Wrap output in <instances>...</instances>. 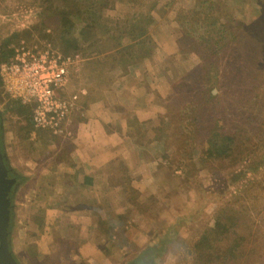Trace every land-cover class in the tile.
Masks as SVG:
<instances>
[{"label":"rangeland","instance_id":"obj_1","mask_svg":"<svg viewBox=\"0 0 264 264\" xmlns=\"http://www.w3.org/2000/svg\"><path fill=\"white\" fill-rule=\"evenodd\" d=\"M43 1L0 0V47L11 51L25 41L79 55L62 92L79 94L69 131L75 120L91 117L82 90L109 85L125 102L113 106L126 119L114 127L126 126L123 144L134 152L120 166L123 194L115 197L123 207L116 212L108 203V213L121 214L80 228L86 213L78 212L99 203L92 194L77 201L75 191L65 200L59 190L66 171L59 166L76 146L73 133L33 124L23 139L26 117L13 111L15 98L0 85L11 157L34 180L19 190L14 207L13 248L21 264H143L137 259L149 247L148 264H200L195 244L208 231L207 248L222 256L210 264H264V28L254 23L264 13L262 0H97L106 7L90 41L74 45L65 33L79 18L65 14L43 24ZM206 8L236 28L235 42L216 57L192 43L203 29L184 24ZM137 32L145 43L129 40Z\"/></svg>","mask_w":264,"mask_h":264},{"label":"crops","instance_id":"obj_2","mask_svg":"<svg viewBox=\"0 0 264 264\" xmlns=\"http://www.w3.org/2000/svg\"><path fill=\"white\" fill-rule=\"evenodd\" d=\"M83 89V95L80 102L88 97L89 99V114L91 117L87 121L75 120L74 128H71L76 146L71 151V160L67 164H61L59 168L66 169L62 175L61 182L64 183V188L59 189L64 199H68L69 195L75 191L78 193L76 198L83 194H92L94 200L97 201L94 210H87L78 213L80 214L78 225L79 227H99L101 219H105L108 223L112 216L121 213H108V203L110 208L116 207V212H120V207H123V201H117L115 196L123 194V184L119 183L120 166L123 160H126L127 153L132 154L134 151L125 150L124 141L126 140V126L123 128H115L116 121L122 122L125 125L126 119L122 116L114 114V107L119 105L121 99L114 92L113 87L104 85L103 88L98 86ZM92 90H101L102 97H92ZM125 103V102H123ZM136 103V101H134ZM138 104H141L137 101ZM77 107V106H76ZM140 122L146 120V117L141 116L138 111ZM73 118V117H72ZM71 116L67 124L68 129L73 126ZM121 159V160H120ZM75 193V194H76ZM113 195V196H112ZM76 197V195H75ZM73 199V197H72ZM75 199V198H74ZM82 199V198H81ZM81 203V201H80ZM107 203V205H106ZM102 212L103 210V213ZM92 218V220H91ZM102 223V225H103ZM91 224V226H89ZM84 227V228H85ZM90 229V228H89ZM101 231V230H100ZM96 232H98L96 230ZM98 233L94 234V238Z\"/></svg>","mask_w":264,"mask_h":264},{"label":"built area","instance_id":"obj_3","mask_svg":"<svg viewBox=\"0 0 264 264\" xmlns=\"http://www.w3.org/2000/svg\"><path fill=\"white\" fill-rule=\"evenodd\" d=\"M8 62L0 65L5 91L32 107V121L38 130L71 135L67 124L79 94H62L80 56L65 55L51 45H30L23 41Z\"/></svg>","mask_w":264,"mask_h":264},{"label":"trees","instance_id":"obj_4","mask_svg":"<svg viewBox=\"0 0 264 264\" xmlns=\"http://www.w3.org/2000/svg\"><path fill=\"white\" fill-rule=\"evenodd\" d=\"M262 2L263 4L261 3V5H259L261 9V13L264 12V0H262ZM204 4H206V2L200 3V5H204ZM42 7H43L42 15L45 17V19L47 17L46 20H43L41 22L43 24L48 20V18L50 19L51 17L55 16L56 18L58 17V20H59V18L60 17L63 18L65 14H69L68 16H74L75 18L76 17L79 18V23L73 26L71 33L69 35L68 33H65L68 36L67 41H69V43L74 45V43L77 44L78 42L80 43V41L82 42L90 41L89 35H90V32L94 24L96 23V20L98 19L96 17L101 16V9L105 8L106 6H102V7L98 6L97 0H86V1H83V0H44ZM83 8L85 9L83 10ZM205 10L206 12L201 13L200 15H198V17L194 16L193 14L189 19L184 21V24L189 25V26L198 27V29H203L204 34L202 35L201 40L199 39L198 43L197 41H195L196 43L195 42H192V43L197 44L198 46L201 45L202 48L206 52L209 53V55L216 57L218 54L225 53L226 48H228L231 43L235 42L234 39L236 35H234L233 30H236V28L230 27V25L227 24V22L225 21L223 17H217L216 15H212L211 8H206ZM83 11H87L90 13L86 19L81 15L83 14L82 13ZM81 18H84V19H81ZM85 20L87 21V23H85ZM71 21H73V19ZM256 21L254 23L264 28V13H262L258 21L257 22ZM139 23L140 22L136 21L134 26H139ZM256 24H246V26L244 27H247V25H250L251 27ZM246 29L249 32L248 28ZM74 32H77L79 36L76 37V34H74L73 36H70ZM144 36L145 34L137 32L135 34H132L129 40H132V43L136 41L138 42V44H142V43H145L144 38L141 39ZM12 38H13V35L7 39L6 44ZM262 42H263L262 44H264V41ZM120 44L121 43H119V45ZM6 47H3V46L0 47V64L10 61V59L14 55V50L9 51ZM240 61L241 59L236 60V62H240ZM0 85L3 86L2 78H0ZM211 96H213V93H211ZM10 105L13 111H17L20 115L26 117L25 118L26 125H24V127L21 128L25 130L23 133L24 136H22V138L24 139V137L29 136L32 130L34 129L33 121L30 118V115L32 114V107L31 105L24 104L19 99H13ZM217 144L218 143L216 142L215 146H217ZM210 235H211V232L208 231L203 236V239L200 240L201 242L198 241L195 244L196 245L195 250L198 254V259L201 260V262L199 261L200 264H205V263L210 264L209 262H214L215 258L217 262L222 257L221 255H217L218 257H216V255L212 251H209V248H207L210 243ZM234 248H235L234 245L231 246L230 248L227 249L226 253L227 254L233 253ZM224 261H225V257L224 259H222V261H219V262L224 263ZM149 262H150L149 259L145 260V263L148 264Z\"/></svg>","mask_w":264,"mask_h":264},{"label":"water","instance_id":"obj_5","mask_svg":"<svg viewBox=\"0 0 264 264\" xmlns=\"http://www.w3.org/2000/svg\"><path fill=\"white\" fill-rule=\"evenodd\" d=\"M2 110L0 108V264H21L13 248V234L17 224L14 207L21 193L19 190L28 189L34 180L20 173L17 169L21 167L11 157Z\"/></svg>","mask_w":264,"mask_h":264},{"label":"flooded vegetation","instance_id":"obj_6","mask_svg":"<svg viewBox=\"0 0 264 264\" xmlns=\"http://www.w3.org/2000/svg\"><path fill=\"white\" fill-rule=\"evenodd\" d=\"M153 253H154L153 249L149 247L148 249L141 252V256L137 260L141 261V263H143V264H147V263H145V260L149 259V261H150Z\"/></svg>","mask_w":264,"mask_h":264}]
</instances>
